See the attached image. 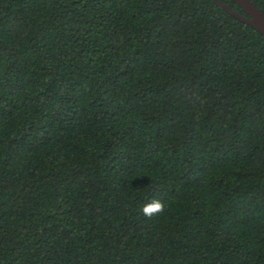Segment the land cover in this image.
<instances>
[{"label": "trees", "instance_id": "16d2710c", "mask_svg": "<svg viewBox=\"0 0 264 264\" xmlns=\"http://www.w3.org/2000/svg\"><path fill=\"white\" fill-rule=\"evenodd\" d=\"M0 264H264L263 35L215 0H0Z\"/></svg>", "mask_w": 264, "mask_h": 264}, {"label": "water", "instance_id": "95a60500", "mask_svg": "<svg viewBox=\"0 0 264 264\" xmlns=\"http://www.w3.org/2000/svg\"><path fill=\"white\" fill-rule=\"evenodd\" d=\"M215 1L231 15L236 16L242 22L254 27L264 37V12H262L258 7H256V5H254L250 0H232L243 9V11L248 15V17H245L243 14L232 10L230 6L224 4L221 0Z\"/></svg>", "mask_w": 264, "mask_h": 264}, {"label": "clouds", "instance_id": "9594fccd", "mask_svg": "<svg viewBox=\"0 0 264 264\" xmlns=\"http://www.w3.org/2000/svg\"><path fill=\"white\" fill-rule=\"evenodd\" d=\"M140 210L145 217L152 218L164 212L165 204L159 199L153 198L144 204Z\"/></svg>", "mask_w": 264, "mask_h": 264}]
</instances>
